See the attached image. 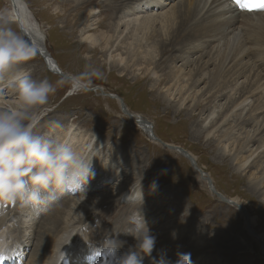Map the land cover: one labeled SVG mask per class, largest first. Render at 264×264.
I'll return each mask as SVG.
<instances>
[{"label": "rangeland", "instance_id": "1", "mask_svg": "<svg viewBox=\"0 0 264 264\" xmlns=\"http://www.w3.org/2000/svg\"><path fill=\"white\" fill-rule=\"evenodd\" d=\"M23 1L31 11V16L35 18V23L40 26L44 35L42 43L45 49L64 72V74H56L50 71L46 66L47 62L38 51L39 46L35 47L32 44L35 55L21 67V70L31 73L34 78L47 79L56 86V91L50 95L49 102L36 111L41 113V108L49 109L43 111V116L37 122L36 131L53 139H63L64 135L67 137L69 135L65 134L68 129L67 122L74 123L77 130L71 132L77 133L78 140L73 144L79 150L86 151V154L89 148L94 149L96 143L101 141L103 148L94 152L96 168L116 169L114 166H119L125 170L120 173V178L113 179V175L108 176L107 173L104 174L103 179H99L102 176H95V178L99 177L97 181L101 182L100 186L97 185L101 188L99 192L111 188L116 193L121 189L118 192L120 195V192L133 183L138 191L140 177H143L141 189L144 201L138 211L143 215L148 228L152 231L151 234L155 237L153 251L157 249L158 253L176 254L187 248L185 253L191 254L192 264H195L192 258L197 252L191 250L195 242L201 240L206 243L200 254L201 263L204 262L202 264H264L262 243L256 239V236L250 234L244 218H253V223L251 222L249 226L258 236H262L264 243V182L262 184L254 182L260 167L256 163L254 168L250 167L245 171L237 168L234 155L238 151L239 142L229 139L230 147L224 152L220 142L222 139L219 138L224 132L209 133L212 124L202 125L201 118L204 117L200 115L202 105L194 107V100L190 96L182 102L183 104L178 105V97L182 92L173 90L172 96L164 92L163 85L168 71L166 64L170 61L164 60L166 58L164 51L162 55L159 54L162 47L155 46L154 61L158 66L156 68L158 76L154 79L148 76V72L143 74L135 66V48L129 54L122 48L112 51L114 48L111 44L115 41L116 33L111 26L118 13H110L106 4L109 1H111L110 5L114 4L113 0H90L81 6H77L78 2L73 0ZM131 1L117 0L121 5H127ZM4 7L11 10L10 0H0V8ZM90 8H95L97 12L89 17L93 20V25L83 33L90 34L93 40L83 41L80 37V29L83 21L88 18L87 12ZM18 25L20 26L19 23ZM173 30L174 26L169 32ZM125 34L120 37L123 47H127L126 43H123ZM28 38L31 41L29 36ZM108 50L111 55L118 52V55L109 62ZM120 57L122 61L119 65ZM93 70H98L101 75L99 77L91 75ZM68 76L79 77L84 86L73 91V84H57ZM154 80L159 81L157 85L154 84ZM202 86L203 84H200L199 87ZM72 91L73 93L70 94ZM109 93L119 96L124 106H121L118 99L108 97L106 94ZM206 96L208 97V94ZM126 108L135 116L148 121L157 139L165 144L168 143L166 145L179 146L180 149L193 155L196 165L203 172V177L210 178L213 188L201 179L188 159L178 150L164 147L154 138L151 139L142 128L136 126L131 116L122 112V109ZM236 113L238 115L233 117V122L230 123L233 127L242 120L243 116ZM244 129L247 131L250 127L246 126ZM244 129L240 131L243 132ZM85 134L95 135L97 138L89 141L80 137L86 136ZM245 134L243 132L241 136ZM94 167L92 166L93 170ZM162 170L167 171L162 173ZM154 179L158 182V188L153 192L149 186ZM215 191L226 199L236 200L239 206L245 208L247 216L233 206L235 203L222 202ZM97 193L98 191L95 194ZM103 196L104 194L100 197ZM137 202L139 205V199ZM15 203L18 206L23 205L20 201L0 202L1 219L9 214ZM138 205L128 207L125 203L118 202L112 206L119 214L123 211L122 218L127 219L117 231L122 229L120 233H125L123 231L128 228V218ZM46 209L43 207L36 211H46ZM102 209L108 210L109 207L103 205ZM5 250L0 259L12 263L16 255ZM20 257L23 258L22 255Z\"/></svg>", "mask_w": 264, "mask_h": 264}, {"label": "bare ground", "instance_id": "2", "mask_svg": "<svg viewBox=\"0 0 264 264\" xmlns=\"http://www.w3.org/2000/svg\"><path fill=\"white\" fill-rule=\"evenodd\" d=\"M73 1L78 2L77 6H81L90 0ZM112 2L115 3L110 5L106 2L110 13H118L115 15V22L113 20L111 26L116 33L115 41L111 44V47L114 48L112 51L122 48L126 49L129 54L135 48V66L137 69L143 74L148 72V76L156 79L158 66L155 65L154 61L156 57L154 55L155 46H161L162 49L159 54L162 55L164 51L166 55L164 60L170 61L166 64L168 71L163 85L164 92L168 93L169 96L173 90L182 92L181 96L178 97V105L189 96L194 100V107L202 105V109H200L201 107L198 108L201 112L200 115L204 116L201 118L202 125L212 124L209 133L211 131L224 132L222 137H219L220 140L222 139L219 141L222 143L221 147H223L224 152L230 147L229 139L233 142L237 140L239 148L237 154L234 155V160L238 164L237 168H242L245 171L257 163L260 170L258 171L259 174L255 176L254 182L257 181L262 184L264 182V11L245 12L238 10L232 7L228 0H132L127 5H121L117 0ZM10 5V19L18 21L20 27L31 38L32 44L35 47L39 46L40 52L48 54V59L47 57L43 58L46 59L47 68L56 74H64L57 61L45 49V45L42 43L44 35L24 1L10 0ZM96 12L95 8H90L87 12L88 18L82 20L80 37L83 41L85 39L87 41L93 40L90 34L83 32L93 25V20L89 17ZM173 26L174 30L170 33L169 30ZM123 33H126L123 43H126L127 47H123L121 44L122 38L120 37ZM119 38L120 40H118ZM108 51L107 61L109 62L118 55V52L111 55L110 50ZM118 60L120 65L122 58L120 57ZM154 81L156 85L159 82ZM81 84L83 85L82 82ZM200 84L203 86L199 87ZM73 87L72 90L75 91V88L82 86L73 84ZM106 95L118 99L121 106L123 105L119 96H114L111 93ZM45 110L49 109L41 108V113H36L37 122ZM122 112L129 114L128 116H131L134 124L142 128L143 132L148 134L151 139L156 138L152 125L148 121L140 116H135L132 112L131 114L127 108ZM236 112L243 116L242 120L237 122L238 124L235 122L237 125L233 127L230 123L233 122V117L238 115ZM66 126L68 129L65 130V134L69 135L68 137L64 135L63 140H69L72 143L78 140L76 138L77 133L71 132L77 130V126L69 122ZM246 126L250 127L247 131L244 129ZM243 129L246 134L241 136L243 132L240 130ZM77 132L82 133L81 131ZM83 135L80 137L89 141L97 138L95 135ZM155 141L157 140L155 139ZM166 144L164 143L167 148L176 149L184 156L180 152L179 146ZM101 148H103V144L98 141L94 152ZM84 153L86 154V151ZM188 155L190 154L188 153ZM192 156L190 155L195 162ZM255 157L256 160H254ZM91 163V167L95 166L93 170L95 176H102V178L98 177L99 179H103L105 173L108 176L113 175V179L120 178V173L125 170V168L114 165L116 169L113 167L112 169H98L94 156ZM194 170L196 169L194 168ZM196 171L201 179L206 181L204 178L206 176L203 177L198 170ZM98 178L91 179L85 186L84 192L59 195L56 200L46 206V211L38 212L34 208L29 209L27 206H18L15 203L12 211L10 210L4 218H0V244L4 245V250L7 249L9 253H14L16 256H14L12 263L3 258L0 259V263L9 261L8 264H56L59 260L64 259L69 260L72 264H95L99 257L93 253V246L119 230L127 220L122 218L123 211L119 214L112 206L118 202L125 203V206L128 207L136 206L139 199L135 183L120 192L119 195L118 192L121 189L116 193L111 188L99 192L101 188L98 187L101 182L97 181ZM209 186L207 185V187ZM211 186L213 188V185ZM131 187L136 194V199L127 201ZM96 191H98V195L95 194ZM102 194L104 196L100 197ZM219 199L222 201L221 198ZM227 200L229 202H222L226 204L235 203L233 206L236 207V200ZM103 205H107L109 209L103 210ZM124 209L123 207L122 210ZM252 219V217L248 218L249 225L251 222L253 223ZM249 228L252 229L251 226ZM255 235L264 248L262 236H258L256 233ZM116 238L124 242L120 249L121 252L126 251L129 248L128 245L133 246L135 244L133 237L125 233L117 234ZM190 245L192 246V243ZM204 245L206 243L204 244L201 240L193 245L191 252H197L192 258L195 264L204 263H201L200 257ZM156 250L152 252L153 257L160 254ZM186 251L187 248H184L180 253ZM21 255L23 258L20 257ZM167 256L172 261L176 259V254L169 253ZM144 264H150L148 257H145Z\"/></svg>", "mask_w": 264, "mask_h": 264}, {"label": "clouds", "instance_id": "3", "mask_svg": "<svg viewBox=\"0 0 264 264\" xmlns=\"http://www.w3.org/2000/svg\"><path fill=\"white\" fill-rule=\"evenodd\" d=\"M34 55L23 28L10 19L7 7L0 8V202L20 201L40 209L59 195L84 192L95 177L91 159L96 154L93 148L85 154L69 140L53 139L36 131V111L49 102L56 86L21 70ZM91 75L99 77L101 73L93 70ZM61 83L84 86L79 77L73 76L57 82ZM142 179L138 183L139 205L123 231L133 237L135 244L121 252L124 242L116 238L121 231L110 234L93 246V253L99 257L95 264H144L145 257L150 264H192L190 253L177 252L175 261L165 252L152 256L155 237L138 211L143 204ZM149 187L154 192L157 180ZM133 199L136 194L131 187L127 201Z\"/></svg>", "mask_w": 264, "mask_h": 264}, {"label": "water", "instance_id": "4", "mask_svg": "<svg viewBox=\"0 0 264 264\" xmlns=\"http://www.w3.org/2000/svg\"><path fill=\"white\" fill-rule=\"evenodd\" d=\"M40 52V51H39ZM41 53V56H42V58H45V57H47V59H48V54L46 55H43V52H40ZM45 60V62H46V59H44ZM122 102V101H121ZM123 103V102H122ZM124 105V104H123ZM123 105H122V107H123ZM122 110H125V109H122ZM158 142H160V144H162L164 147H165V145H164V142H162L161 140H159V139H157V138H155ZM180 152H182V154H184V156L186 157V158H188V160L190 161V163L192 164V166L196 169V170H198L202 175H203V172H202V170L198 167V166H196L195 165V162H194V160L190 157V155H188V153H186V151H184L183 149H180ZM205 180H206V182L211 186V181H210V178L209 177H206L205 178ZM215 194L219 197V198H221L222 199V201H225V202H228V200L226 199V198H224L221 194H219L218 192H215ZM238 205V204H237ZM236 205V207H237V209L238 210H241V211H243V214L244 215H247V213H246V210H245V208L244 207H242V206H237ZM245 218V217H244ZM248 219V218H247ZM246 218H245V223H246V227H247V229H248V231L250 232V234H252L253 236H256L255 235V233L252 231V229H250L249 228V223H248V220H247Z\"/></svg>", "mask_w": 264, "mask_h": 264}, {"label": "snow or ice", "instance_id": "5", "mask_svg": "<svg viewBox=\"0 0 264 264\" xmlns=\"http://www.w3.org/2000/svg\"><path fill=\"white\" fill-rule=\"evenodd\" d=\"M233 2L237 5H239L240 7L242 8H251V7H255V8H260V9H264V3H256L254 5H248V4H245L243 2V0H233ZM3 253H4V245L3 244H0V257L3 256Z\"/></svg>", "mask_w": 264, "mask_h": 264}, {"label": "built area", "instance_id": "6", "mask_svg": "<svg viewBox=\"0 0 264 264\" xmlns=\"http://www.w3.org/2000/svg\"><path fill=\"white\" fill-rule=\"evenodd\" d=\"M40 55H41V53H40ZM43 55H45V53H43Z\"/></svg>", "mask_w": 264, "mask_h": 264}]
</instances>
